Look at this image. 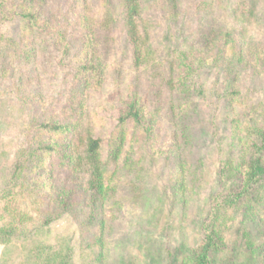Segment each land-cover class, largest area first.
<instances>
[{
  "label": "rangeland",
  "instance_id": "1",
  "mask_svg": "<svg viewBox=\"0 0 264 264\" xmlns=\"http://www.w3.org/2000/svg\"><path fill=\"white\" fill-rule=\"evenodd\" d=\"M140 2L146 59L133 65L122 0H0V228L20 235L0 242V264H99L101 253L106 264H191L212 202L243 189L246 197L241 193L208 220L217 240L209 259L264 264V187H249L235 172L252 126H264V0L245 3L240 15L235 8L243 0H178L176 13L168 0ZM19 5L32 19L5 16ZM228 30L229 44L238 41L244 54L231 105V46L224 60L216 59ZM89 34L95 51L88 55ZM29 46L36 50L33 59H27ZM87 66L101 84L83 93L77 78ZM130 103L140 120L126 119L122 153L108 161ZM80 119L102 139L110 187L105 211L85 203V187L65 206L56 201L59 191L75 189L85 177L68 166L63 143L69 137L39 125ZM171 123L179 132L190 123L196 132L185 151V188L177 181ZM40 147L44 157L36 154ZM99 217L105 218V248L95 243L102 236Z\"/></svg>",
  "mask_w": 264,
  "mask_h": 264
},
{
  "label": "trees",
  "instance_id": "2",
  "mask_svg": "<svg viewBox=\"0 0 264 264\" xmlns=\"http://www.w3.org/2000/svg\"><path fill=\"white\" fill-rule=\"evenodd\" d=\"M169 6L173 10L174 13L178 10V0H168ZM255 0H243L242 3H240L237 8H235V11L240 15L242 14L244 10V6L247 3L250 7L254 6ZM122 6H123V12H124V30H125V36L126 40L133 45V65H139L143 63L146 59V55H144V39L147 36V34L140 30L139 28V20H140V13H141V2L140 0H122ZM7 10H11V13H9ZM17 11H14V6H10L5 11V16L7 18H13L18 17V21L24 22V18L32 19L30 11L27 10L24 6L19 5L16 7ZM255 11V10H254ZM28 14V15H27ZM235 14V13H234ZM251 18L255 16L254 12L249 13ZM20 23V22H19ZM29 28H32L31 21L28 20L24 23ZM216 26H211L209 32H215ZM62 37H64L63 32H59ZM230 39V31L228 30L224 35V43L227 44L224 47H220L217 51V64L219 61L224 60V56L229 52L228 47L231 46L232 51L234 52V64L231 65V62H228L227 64V72L230 73L229 80H230V86L227 90L228 92V100L230 105L233 104L231 101L238 93L239 91L235 88V84L237 83V78L239 76V66L241 64V60L244 58L243 54V45H238V41L234 42L233 44H229ZM146 41V39H145ZM94 37L89 34L85 38V46L88 52H94L95 51V45H94ZM144 51V52H143ZM27 59H33L36 56V50L34 47L29 46L27 50ZM89 55V54H88ZM226 58V57H225ZM85 73L83 76H79L77 78V81L80 82L81 90L83 93H86L91 88H94L101 84V77L98 73L97 75H90L89 73L90 68L84 67ZM84 113V112H83ZM128 115H121L119 120V126L117 129L116 134L111 139V152L109 153V160L108 161H116L123 150L124 144L127 140V137L129 136V130H128V123H126V119L131 118L135 123H138L140 120V114L139 110L134 108L133 103H130L127 113ZM175 114H172V117H174ZM172 125V129H174V132H172L173 136V152L175 153L178 160L175 161L176 167L179 168V171L177 172V181L180 182V187L185 188L183 185L185 184V178L187 176V172L189 169H187V160L185 158V151L187 147L190 146V144L193 142V139L195 137V129L194 127L189 123L190 128L187 127L186 132H179L178 128H176V123ZM46 129L50 134L54 133H60L61 139L64 140L67 137H69L68 143H63V147L66 150L65 157L67 159V163L69 164V168L72 173H78L80 170L81 177H85V182L80 183L75 189L67 190L65 187L59 191L58 196L56 198V201L62 202L63 206H65L69 200L70 196H75L77 189H83L85 187V191H87V202L86 204L94 205L96 203L100 204V209L105 211L106 208V200L108 198V191L109 188V179L107 176V169L105 167V162L102 160L101 157V147H102V139L99 137H95L91 130L88 131L86 125L84 126L83 119H80L79 122L76 124H58V123H45L39 125ZM85 127V128H84ZM251 132L247 135L246 140L242 144V149L244 150V158H242V163L239 164L235 168V172H241L245 175L246 181L249 184V187L251 185L257 186V187H264V126L259 127L258 125L252 126ZM253 131V133H252ZM246 143V144H244ZM54 147H50L48 150L54 151ZM248 149H252V152L250 154L247 153ZM45 147H40V149H37L36 154L39 157H44V154L46 151ZM222 165L228 168V163L226 161H223ZM23 170L22 165L17 164L14 167V171L16 175H19ZM50 174L53 175V171H50ZM51 178V177H48ZM53 179V178H51ZM45 184V183H44ZM183 184V185H182ZM49 187L54 189V185L50 182L48 184ZM84 190V189H83ZM250 191V189L248 188ZM239 193H229L225 192L221 195H219V201L216 203L211 204V207L209 209V219H213L214 215L218 213L219 209L221 207H226L228 204L233 203L237 200H239L242 197H246L247 190L243 189L238 191ZM53 195V192L51 193ZM245 195V196H244ZM44 200V199H43ZM71 201V200H70ZM92 216H90L91 218ZM97 221L100 232L98 234L102 235L105 232V218L99 217ZM204 221V236L202 238V244L197 249L196 254L190 257L191 264H211L209 255L211 251V247L216 245V237L213 234V231L210 229L209 221ZM16 233L15 228L11 227H1L0 228V242H9L11 238L19 237ZM97 236V237H98ZM104 236H99L98 239L96 238L95 243L97 245H100L102 248H105V241L103 240ZM44 246L42 245V248ZM262 253H263V259H264V242L262 244ZM104 254H99V264H104L106 261V258L103 257ZM103 258V259H102ZM46 259L45 261H47ZM103 262V263H102ZM61 263V261H60ZM39 264V263H36ZM41 264V263H40ZM43 264H50V262H45ZM106 264V263H105Z\"/></svg>",
  "mask_w": 264,
  "mask_h": 264
}]
</instances>
